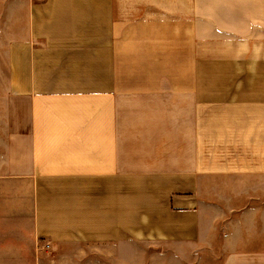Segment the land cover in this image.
<instances>
[{"label":"crops","instance_id":"0c3cea01","mask_svg":"<svg viewBox=\"0 0 264 264\" xmlns=\"http://www.w3.org/2000/svg\"><path fill=\"white\" fill-rule=\"evenodd\" d=\"M235 177L264 195V0H0V264H264L201 232Z\"/></svg>","mask_w":264,"mask_h":264},{"label":"rangeland","instance_id":"374dc122","mask_svg":"<svg viewBox=\"0 0 264 264\" xmlns=\"http://www.w3.org/2000/svg\"><path fill=\"white\" fill-rule=\"evenodd\" d=\"M237 178H233L229 186L224 188L222 192H213V195L216 197L215 200L221 201V208L219 209V213H217L218 221L212 223L210 222L209 214L203 212L201 215L202 225L201 232L203 235H206L208 239L211 234L215 233L217 237L213 234L212 243H216L219 245L220 239L218 235L220 233H224L226 231H235V230H244L250 231L253 229L259 228L260 230H264V195L261 194V200L257 195L253 196L250 191V187L248 192L239 193L236 190V185L239 183L236 180ZM204 188V187H203ZM202 188V189H203ZM202 203L208 204L210 202V193L202 190L200 192ZM252 199H256V204L259 201V211L260 215H252L250 208L255 203L252 202ZM214 201V200H213ZM212 218H217L213 216ZM213 247V246H212ZM219 246H214L215 251L208 250L207 254L203 256V264H218L221 255L218 251ZM203 249V248H202ZM204 251V250H203Z\"/></svg>","mask_w":264,"mask_h":264}]
</instances>
